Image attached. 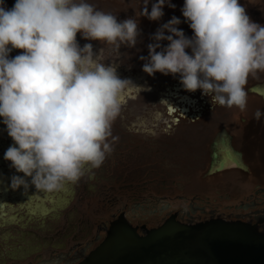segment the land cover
<instances>
[{
    "label": "clouds",
    "instance_id": "clouds-1",
    "mask_svg": "<svg viewBox=\"0 0 264 264\" xmlns=\"http://www.w3.org/2000/svg\"><path fill=\"white\" fill-rule=\"evenodd\" d=\"M166 3L175 8L157 0L149 12L143 0L139 16L160 20ZM182 13L194 35L173 16L152 35L143 71L179 74L185 90H202L213 106L245 111L248 81L264 73V25L240 0H185ZM78 33L120 53L136 46L141 30L136 18L120 21L89 0H16L11 8L0 0V117L14 141L4 159L24 174L11 177L13 189L59 191L114 150L113 125L133 83L119 77L116 64L101 62L102 48L81 47ZM13 49L22 51L11 57ZM262 115L254 113L258 121Z\"/></svg>",
    "mask_w": 264,
    "mask_h": 264
},
{
    "label": "flooded vegetation",
    "instance_id": "flooded-vegetation-1",
    "mask_svg": "<svg viewBox=\"0 0 264 264\" xmlns=\"http://www.w3.org/2000/svg\"><path fill=\"white\" fill-rule=\"evenodd\" d=\"M15 2L5 0V6L11 8ZM21 51L13 49L10 56ZM179 86L175 83L163 94L169 92L171 99H164L163 105L173 116L172 124L177 125L190 112L185 108L180 113L183 115H177L180 104L188 99L187 95L177 94ZM259 91L261 88L255 86L248 92L263 96L264 101V89L263 94ZM122 102L125 114H119L113 125V135L118 139L104 164L78 183H68L52 192L35 185L27 190L11 187V177L24 174L4 159L14 141L0 117V264H82L106 241L113 223L119 220L129 223L140 235L169 219L183 224L211 219L240 221L264 232V115L259 121L254 115H228L219 117L221 121H207L205 131L211 135L216 129V136L203 149L213 152L216 158L203 165L211 166L208 174L222 171L229 175V183H234L232 190L226 189L228 196L224 199L221 194L216 196L219 191L177 193V178L169 180L162 175L161 122L153 126L158 131L148 126L149 121L159 118L140 115L139 110L129 111L126 101ZM206 106L215 108L209 101ZM203 117L198 114L189 119ZM172 124L166 126V132ZM156 134L159 136L151 141ZM173 141L182 146L179 139ZM203 141L209 142L206 136ZM27 179L31 181V177ZM211 198L226 203L222 207L220 202L211 203Z\"/></svg>",
    "mask_w": 264,
    "mask_h": 264
},
{
    "label": "rangeland",
    "instance_id": "rangeland-1",
    "mask_svg": "<svg viewBox=\"0 0 264 264\" xmlns=\"http://www.w3.org/2000/svg\"><path fill=\"white\" fill-rule=\"evenodd\" d=\"M89 2L105 12H112L117 15V18L120 21L130 17L138 20L141 35L138 37L136 46L131 48L121 46L120 53L114 51L110 45L103 44L99 40L85 39L79 33L77 34V40L81 47L85 44L91 43L97 54H99V51L102 48L101 62L116 64L119 77L121 79L131 80L133 84H130L129 87L126 88L122 96V101H126L125 104L129 107V111L139 110L140 115H156L159 118L149 121L148 126L150 127L149 130L155 129L158 131L159 129L153 128V126L155 122H161L162 131H160V141L163 152L161 161L162 175L167 176L169 180H174L175 177L177 178V193L182 192L185 195H189V190H192L195 192L213 194L214 192L219 191L216 196L221 194L224 199H227L228 194L226 193V189L228 188L229 190H232L234 188V183H229V175L224 174L222 171L215 174H208L212 170L211 166L203 165L207 162L211 163L213 158H216L214 157L213 152L207 153L203 149V147L209 146L216 136V129L213 130L211 135L207 134L205 131V127L208 125L207 121H221L223 119L219 117L228 115H254L258 109L261 111L263 107V96H260L257 93L248 92V105L245 111H241L236 107L227 108L219 105H215L214 109H209L206 105L208 101L211 102V98L203 95L202 90L199 89L195 92L185 90L181 84L179 74L165 75L161 72H156L155 75H149L143 71V64L146 61L140 59V57L148 56L149 49L147 45L154 42L152 40V35L161 27V25L167 23L173 16L179 17L182 21L178 27L184 30L186 36L192 37L194 35L193 30L190 28L189 23L185 20L182 13L185 0H171V3L175 4V8L169 7L166 3L163 7V17L156 21L149 20L142 15L139 16L140 11H142L143 0H89ZM155 2H157V0H149V12L151 11L152 4ZM240 2L241 4H244V0H240ZM246 2L247 4L244 6L251 19L256 23L264 25V0L262 2L261 0H246ZM161 43L163 46H167L169 41L164 40ZM157 51H160V49H157ZM186 51L191 54V49H186ZM254 82H258L259 85L253 84ZM175 83H179V87L181 88L177 94L181 93L188 97L185 102L180 104L181 106H179L180 108L178 109L177 115H183L180 114L182 109H190V112H187V117L179 122L180 125L175 123L172 124L171 120L173 116L168 115L167 107L163 105L166 98L171 99V97L167 96L169 92H167L166 96H163V94ZM255 86H259L261 88L259 93L263 94L264 73H258L257 78H250L247 84V90L249 91L251 88H255ZM140 87L143 89L142 91ZM176 100L180 99L177 98ZM191 101L193 103H191ZM189 103L191 104L189 105ZM123 114H125V111L123 107H121L120 115ZM198 114H202L204 117L200 119L192 118V120L196 119V121L189 119V116L191 117ZM168 124L172 125L166 132L165 128ZM211 124L213 123H210V125ZM141 128H143V125L139 127V129ZM169 131H171V134H168ZM155 136L157 137L159 135H152L150 140L154 141ZM205 136L209 140L208 143L203 141ZM175 139H179V143L182 146L178 145V141H173ZM170 141H172V144H170ZM194 141L199 144L196 146L192 145L191 143ZM208 148L209 147H207V149ZM163 178L165 177L163 176ZM211 200V203L220 202L222 207L226 203L218 198H211Z\"/></svg>",
    "mask_w": 264,
    "mask_h": 264
},
{
    "label": "water",
    "instance_id": "water-1",
    "mask_svg": "<svg viewBox=\"0 0 264 264\" xmlns=\"http://www.w3.org/2000/svg\"><path fill=\"white\" fill-rule=\"evenodd\" d=\"M82 264H264V232L240 221L170 219L140 235L119 220Z\"/></svg>",
    "mask_w": 264,
    "mask_h": 264
},
{
    "label": "bare ground",
    "instance_id": "bare-ground-1",
    "mask_svg": "<svg viewBox=\"0 0 264 264\" xmlns=\"http://www.w3.org/2000/svg\"><path fill=\"white\" fill-rule=\"evenodd\" d=\"M172 109H173V107H171ZM172 109H171V111H172Z\"/></svg>",
    "mask_w": 264,
    "mask_h": 264
}]
</instances>
